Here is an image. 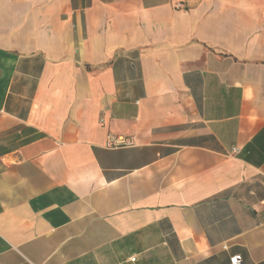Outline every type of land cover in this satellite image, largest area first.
<instances>
[{
  "label": "crops",
  "instance_id": "1",
  "mask_svg": "<svg viewBox=\"0 0 264 264\" xmlns=\"http://www.w3.org/2000/svg\"><path fill=\"white\" fill-rule=\"evenodd\" d=\"M263 207L264 0H0V264H264Z\"/></svg>",
  "mask_w": 264,
  "mask_h": 264
},
{
  "label": "built area",
  "instance_id": "2",
  "mask_svg": "<svg viewBox=\"0 0 264 264\" xmlns=\"http://www.w3.org/2000/svg\"><path fill=\"white\" fill-rule=\"evenodd\" d=\"M129 145H131V143L127 139L122 138V137L113 136V135L108 136L107 142H106V147L110 149H116V148L125 147ZM229 264H242V260L239 256H232L229 258Z\"/></svg>",
  "mask_w": 264,
  "mask_h": 264
}]
</instances>
